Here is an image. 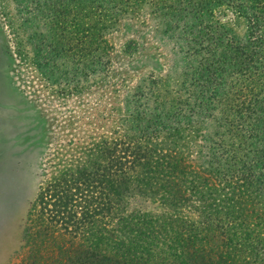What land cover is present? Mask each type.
Wrapping results in <instances>:
<instances>
[{"label":"rangeland","instance_id":"rangeland-1","mask_svg":"<svg viewBox=\"0 0 264 264\" xmlns=\"http://www.w3.org/2000/svg\"><path fill=\"white\" fill-rule=\"evenodd\" d=\"M232 1L0 0V264H84L86 251L161 264L138 253L152 235L205 225L189 184L237 166L243 138L206 100L216 75L234 77L215 73L214 25L240 35L247 13L264 17V0ZM121 171L145 183L118 199L105 180ZM200 180L215 216L264 232L263 189L229 201L219 178Z\"/></svg>","mask_w":264,"mask_h":264},{"label":"trees","instance_id":"trees-1","mask_svg":"<svg viewBox=\"0 0 264 264\" xmlns=\"http://www.w3.org/2000/svg\"><path fill=\"white\" fill-rule=\"evenodd\" d=\"M232 2L230 0V3ZM214 28L218 36H224L222 38L225 40L218 41L216 50L213 49L211 52L214 54L212 63L215 73L221 74V71H226L228 77L233 74L234 77L233 80L230 77V80L221 81V75L218 77L216 75V82L209 89L206 100L212 103L211 109L218 110L213 116L218 119L217 127H223L227 132L233 129L234 133L243 136L239 146L243 151L239 154V148H236L230 153V159L237 166L231 169H205L207 175L200 174L192 180L201 179L200 182L204 184L209 177L219 178L223 188L230 189L228 195L223 198L236 201L241 195L240 189L252 187L264 191V17L247 13L246 28L240 35L233 33L229 26L220 22H216ZM238 43L241 46L236 45ZM252 43H255L257 51L251 50L248 55L244 53V56L247 55L244 58L235 55L236 52L245 50L246 46L252 47ZM213 121L216 122L215 119ZM249 153L252 154V158L249 157ZM181 164L183 163H174L171 167L180 173L185 167L184 164L180 166ZM138 165L139 168L142 166ZM138 172L139 169L132 174L137 175ZM140 178L141 180L138 176L135 179L129 178L127 171H121L116 183L109 178L105 183L109 191L112 190L120 199L121 194L126 192L132 183L139 181L145 183L143 177ZM178 181L183 180L178 178L173 184L179 185ZM194 181L190 182L189 189L191 192L200 193L196 200L205 212V225L200 224L198 229L194 228V233L184 237L178 233L169 243L158 242L160 239L152 235L148 239V244L149 242L151 244H146V248L139 250L138 253L150 247L161 264H264V232L253 233V226H243L238 220L237 212L232 215V219L240 222L239 224L218 217L217 214L215 216V213H218L215 211L216 204L204 197L203 188L193 185ZM135 186L138 188L139 185ZM177 192L184 196V192L178 190H175L173 195L175 196ZM235 203L227 207L233 208ZM210 208L214 209V216L211 215ZM227 220L225 228H222L224 225L221 224ZM242 221L243 224L249 223L246 218ZM238 226L242 228L236 229ZM216 227L218 229H214ZM229 228L230 233H227ZM133 249L138 250L136 246ZM84 256V264H146L141 258H136V251L125 257L123 254L95 251H86Z\"/></svg>","mask_w":264,"mask_h":264}]
</instances>
